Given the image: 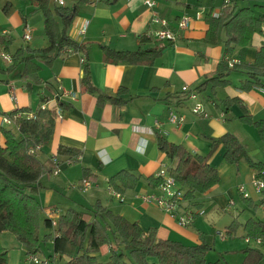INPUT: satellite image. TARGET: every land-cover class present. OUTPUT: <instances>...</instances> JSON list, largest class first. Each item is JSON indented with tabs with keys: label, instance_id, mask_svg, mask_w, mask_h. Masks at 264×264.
I'll list each match as a JSON object with an SVG mask.
<instances>
[{
	"label": "crops",
	"instance_id": "crops-1",
	"mask_svg": "<svg viewBox=\"0 0 264 264\" xmlns=\"http://www.w3.org/2000/svg\"><path fill=\"white\" fill-rule=\"evenodd\" d=\"M76 3L78 0H64L67 7ZM254 5H259V1ZM233 6L252 7L250 0H155L153 8L146 7L143 0L79 2L69 35L89 49L90 74L95 88L111 97L119 95L126 100L122 105L107 101L98 105L95 96L82 90L80 80L84 63L80 52H66L46 64L37 61L41 68L37 74L38 82L32 84L30 90L25 87L27 80L20 76L21 67L7 72L9 65L0 59V129L14 128L2 121L17 110H35L45 105L61 111L51 139L38 152L40 161L53 162L52 159L56 158L58 162L56 174L52 171L39 179L41 188L37 200L42 208V219L48 218L50 209L57 210L60 215L68 209L84 211L99 202L114 214L136 222L145 231L154 229L157 238L185 246L200 244L199 232L211 236L212 244H216L217 239L225 240L229 235L228 227L234 220L241 226L229 236L235 237L241 232L239 237L244 240L246 233L242 224L249 218L264 220V194L258 195L251 186L254 171L244 159L237 166L226 163L222 146L217 147L208 160L219 174V183L195 199L200 206H188L193 213L189 226H180L156 204L144 203L140 199L142 195L158 193L157 187L151 186L148 179L154 177L162 165H170L166 154L157 146V134L170 143L182 145L191 154L201 156L209 152V138L233 134L247 156L264 166V143L255 126L243 121L249 117L264 122L263 87L246 88L245 71L238 69L230 73L227 84L215 88L209 84L196 92L195 100L183 92L184 87L194 90L206 77L214 75L221 61L233 59L234 65L238 66L254 62L257 49L264 43V39L257 35L248 46L235 47L232 53L224 47V32L220 43L211 44L205 40L208 30L206 16L217 17L224 7ZM197 13L199 18L195 17ZM154 14L165 18L173 30L182 16L192 19L174 42L160 41L165 50L152 65L103 61L102 46L115 51L138 49L140 37H148L160 28L153 21ZM0 20H3L0 35L11 38V44L7 48L0 45V51L12 56L18 48L38 50L48 46L47 39L39 35L43 28L42 14L26 1L0 0ZM26 29L31 34L29 41L23 39ZM19 30L17 38L14 32ZM150 46L152 44L146 45ZM57 86L73 93L75 99L58 97ZM119 89L125 92L117 94ZM230 99L237 101L225 106L224 101ZM196 103L201 104L199 114L192 112ZM170 112L181 116L183 122L178 126L170 123ZM59 147L79 150L81 154L70 162L68 157L57 155ZM83 170L88 171L87 177ZM123 171L134 176L136 183L132 188L119 187L117 191L110 186L109 180ZM84 180L90 182L89 187L83 185ZM116 185H119L118 181ZM240 187H244L249 198H241L242 202L237 204L241 207L223 230L216 229L223 219L220 213L235 206L233 198L239 194ZM109 190L120 194L123 201L109 194ZM231 200L234 205L228 208ZM248 209L253 210V215L239 221V215L249 213ZM259 211L261 214L257 215ZM211 214L216 216L213 218ZM5 233H0L3 246L6 245L1 236ZM45 233L47 230L40 228L39 235ZM3 239L5 242L9 240L12 246L8 249V264H29L24 248L15 238ZM248 247L257 246L251 244ZM258 249L262 259L257 264H264V246ZM107 251L108 247L102 248L96 257L106 260ZM241 256L243 263L245 256ZM237 261L239 264L240 257Z\"/></svg>",
	"mask_w": 264,
	"mask_h": 264
},
{
	"label": "trees",
	"instance_id": "trees-1",
	"mask_svg": "<svg viewBox=\"0 0 264 264\" xmlns=\"http://www.w3.org/2000/svg\"><path fill=\"white\" fill-rule=\"evenodd\" d=\"M25 1L42 14L43 28L39 35L47 39L48 46L38 50L18 48L12 55V64L8 66L7 72L21 67L20 76L27 80L25 87L30 90L31 85L38 82L37 74L41 69L39 61L46 64L68 51L80 52L84 63L80 80L82 90L95 96L98 105L106 101L116 105L125 103L126 100L119 95L111 97L95 88L90 74L89 49L69 35V28L78 14V3L87 0H78L72 7L56 5L52 0ZM206 22L208 30L205 40L211 44L220 43L221 33L224 32V47L228 53H232L235 47L248 46L256 35L264 39V4L243 8L224 7L217 17L207 15ZM10 44V37L0 35V45L7 48ZM138 44V49L134 51H115L102 46L103 61L110 64L152 65L165 50L160 41L147 36L140 37ZM148 44L152 46L146 47ZM238 69L245 71L246 88L261 86L264 89V43L257 49L251 65L229 67L226 61H221L215 74L206 77L203 83L191 91L198 92L209 84L212 88L225 85L230 73ZM124 92L119 89L117 94ZM234 101L237 100H225L224 104L229 106ZM19 113V118H14ZM29 113L33 114V118L26 117ZM7 117L12 119L14 128L0 129V233H11L24 248L26 257L54 253L63 259V264H223L221 260H206V254L213 246L211 236L199 232L201 243L194 246L159 239L154 229L145 231L136 222H129L114 214L99 202L84 211L66 210L58 216L56 226H52L49 218H41L42 208L37 194L41 188V175L51 173L55 164L51 160L40 161L38 152L30 151L38 146L42 147L51 139L57 118L55 108H25L11 112ZM243 121L255 126L264 143V122L254 121L249 117ZM209 140V152L201 156L191 154L182 145L168 142L160 134L156 136L159 150L166 154L170 162L169 174L176 181L178 189L183 191V205L186 210H189L188 206H200L195 199L219 183L217 170L208 163L219 146L225 149L226 163L237 166L244 159L254 171L253 179H264L261 176L262 172L264 175V166L247 156L236 136L227 133ZM80 154L79 150L72 148L57 149V155L68 157L70 162ZM83 171L87 177L88 171ZM117 181L119 185H116ZM148 182L157 187L160 179L150 177ZM135 183L136 178L126 171L109 180L110 186H114L117 191L119 187L132 188ZM240 226L237 221H232L228 234H232ZM42 227L47 233L41 237L39 230ZM242 228L246 236L260 238L264 242V220L249 218L242 224ZM42 242L49 243L48 252H42ZM104 247L109 248V254L105 261H101L96 255ZM243 254L245 257L242 264H257L262 259L257 248L248 247L243 250ZM0 264H8V251L1 242Z\"/></svg>",
	"mask_w": 264,
	"mask_h": 264
},
{
	"label": "built area",
	"instance_id": "built-area-1",
	"mask_svg": "<svg viewBox=\"0 0 264 264\" xmlns=\"http://www.w3.org/2000/svg\"><path fill=\"white\" fill-rule=\"evenodd\" d=\"M53 2L59 6L65 5L64 0H53ZM143 3L148 8H153L155 6V0H143ZM195 17L199 18L200 17L199 13H197ZM191 19L192 18L190 16H187V15L182 16L176 24V29L173 30L169 27L168 21L165 18H160L158 17L157 14H154L153 21L154 23L158 24L160 28L154 31L153 33H151L148 37H151L157 41L174 42L179 32L188 28ZM262 30H264V26L262 27ZM81 32H84V29L81 30ZM23 39L25 41L31 40V34L28 29L24 31ZM0 59L3 60L8 65L12 64V56L8 54L7 52H5L4 50L0 51ZM226 60H227L229 67H232L236 63L233 59H226ZM57 91H58V94H57L58 97L66 96V97H69L71 100L75 99V95L73 93L66 92L60 86H57ZM183 92L188 93V97L190 99L195 100L197 98L196 92L189 90L187 87L183 88ZM263 92H264V89H263ZM41 108L44 109L46 107L45 105H41ZM201 110H202L201 104L196 103L192 109V112L195 114H199L201 113ZM55 111H56L57 118H60L61 117L60 109L55 108ZM26 117L33 118V114L32 113L26 114ZM14 118H19V116H15ZM168 120L170 123L177 125V126L183 122V118L174 112H170L168 114ZM2 122L3 124L8 125V126L13 125L12 119L8 117L3 118ZM40 149L41 147L38 146L35 149H32L30 152L31 153H34L35 151L39 152ZM52 161L55 164V168L53 171L56 174L58 162L56 158H53ZM261 176H264L263 172L261 173ZM154 177L160 179V183L157 186L158 193L140 196V199L142 200V202L156 204L164 213L168 214L173 219H175L176 222L180 226L182 227L189 226L193 220V215L189 210H186L184 208L183 191L178 189L176 181L169 174L168 166L162 165L158 169V171L154 174ZM82 183L85 187H89L90 185V182H88L87 180H84ZM251 186L255 193L261 194V195L264 194V179L262 178L253 179L251 182ZM238 192L243 199L249 198V194L245 191L244 187H240L238 189ZM109 194H111L113 197L117 198L121 202L123 201L122 196L120 194L112 190H109ZM233 205H234V202L231 200L228 202L227 207L230 208ZM263 211H264V207H263ZM47 215H48V218L51 220L52 226H56L59 212H57V210L50 209L48 210ZM221 235L222 234L220 233L219 236ZM244 242L248 245L252 243V245L257 246V247L261 245L264 246V242L260 238H250L246 236L244 238ZM26 258L30 264H63V259H61L59 255L54 254V253L48 256L40 255V254L29 255Z\"/></svg>",
	"mask_w": 264,
	"mask_h": 264
},
{
	"label": "rangeland",
	"instance_id": "rangeland-1",
	"mask_svg": "<svg viewBox=\"0 0 264 264\" xmlns=\"http://www.w3.org/2000/svg\"><path fill=\"white\" fill-rule=\"evenodd\" d=\"M216 1L218 2L220 0H216ZM255 1H259V4H264V0H250V3H251V6L252 7L254 6V2ZM2 23H3V20H0V24H2ZM18 32H20V30L14 32V34H15V36L17 38H19V36H20V34L18 35ZM258 195H260V194H258ZM241 198L242 197L240 196V194H238L237 196H235L233 198V201L235 202V206H233V208H231L229 211H222L220 213L221 215H219V216H222L223 219L215 227L216 229L223 230L224 227L226 225H228V223H230V221H231L230 218L233 217V215L236 214L237 209L241 207V206H237L238 203H241L242 202L241 201ZM248 211H249V209H248ZM259 214H261V211H259L257 213V215H259ZM249 215H253V210L252 209H251V211H249V213L248 212H245V214H240L238 220L239 221H244L245 219H247V217ZM211 216L214 218L216 216V214L215 215L214 214H211ZM238 231H239V229H238ZM5 234L6 235L1 236V238H2L3 243L6 246H3V245L2 246L8 251V249H10L12 246H10V241L8 240V242H5V240L3 239V237L4 238H14V236L11 233H9V232H6ZM240 234H241V232H238V234L235 237H231V236L227 235L226 239L223 240V241H219V239H217L216 244H213L212 249L210 251H208L207 254H206V256L208 255L207 258H206L207 261L209 260V262H215V261H217L219 259V260H221V262H223V264H237L238 263L237 260H239V257H240L239 264H242V259L243 258H242L241 255H243V250L246 249V248H248V245L244 242V240H242L239 237ZM42 236H43V234L41 235V237ZM251 244H249V245H251ZM251 248H253V247H251ZM256 248L258 249L259 247H256ZM41 249H42V252H48L50 250L49 243H47V244L45 243L44 244L42 242L41 243ZM104 250H106V249H104ZM108 250H109V248H108ZM108 253L109 252L107 251V254ZM40 255H42V254H40ZM102 259H104V258H102ZM102 259H101V261H105V260H102Z\"/></svg>",
	"mask_w": 264,
	"mask_h": 264
}]
</instances>
